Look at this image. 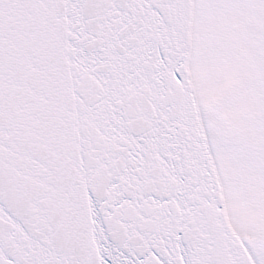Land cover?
<instances>
[{
	"label": "snow or ice",
	"instance_id": "obj_1",
	"mask_svg": "<svg viewBox=\"0 0 264 264\" xmlns=\"http://www.w3.org/2000/svg\"><path fill=\"white\" fill-rule=\"evenodd\" d=\"M0 264H264V0H0Z\"/></svg>",
	"mask_w": 264,
	"mask_h": 264
}]
</instances>
